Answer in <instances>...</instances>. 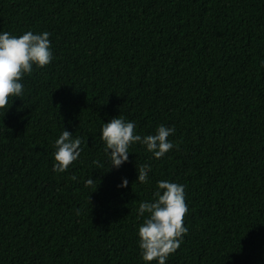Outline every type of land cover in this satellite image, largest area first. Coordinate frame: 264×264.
Returning <instances> with one entry per match:
<instances>
[{"label": "trees", "instance_id": "16d2710c", "mask_svg": "<svg viewBox=\"0 0 264 264\" xmlns=\"http://www.w3.org/2000/svg\"><path fill=\"white\" fill-rule=\"evenodd\" d=\"M3 31L51 33L53 60L0 110V264H146L138 208L161 180L188 207L166 264H264V0H0ZM120 115L178 148L111 167ZM64 128L83 151L57 173Z\"/></svg>", "mask_w": 264, "mask_h": 264}, {"label": "clouds", "instance_id": "9594fccd", "mask_svg": "<svg viewBox=\"0 0 264 264\" xmlns=\"http://www.w3.org/2000/svg\"><path fill=\"white\" fill-rule=\"evenodd\" d=\"M50 35L47 31H27L20 36L7 31L0 32V110L8 108L10 97L23 95L24 85L21 81L24 75L32 73L34 65L43 68L52 62ZM135 127L134 122L125 120L122 115L103 123L101 139L111 167L119 168L128 162L129 148L133 144L146 146L147 151L156 159L162 158L174 147L178 148V145L169 141V137L175 133L174 127L160 125L154 134L146 136L136 134ZM82 143L81 138H73V134L64 128L54 144L53 171H67L79 159L83 151ZM149 171L151 169L148 165L137 166V182L146 183ZM70 179L75 181L77 177L73 175ZM85 186L92 187L93 192L97 190L91 177ZM118 187L127 188L128 180L123 179ZM187 213L185 186L168 180L158 181L153 201L141 202L138 208V215L144 217L138 229V245L146 264L153 261L166 264L169 255L181 247L183 237L188 233V228L184 226Z\"/></svg>", "mask_w": 264, "mask_h": 264}]
</instances>
